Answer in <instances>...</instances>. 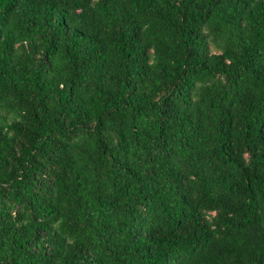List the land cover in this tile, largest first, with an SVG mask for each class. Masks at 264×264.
<instances>
[{
	"label": "trees",
	"instance_id": "obj_1",
	"mask_svg": "<svg viewBox=\"0 0 264 264\" xmlns=\"http://www.w3.org/2000/svg\"><path fill=\"white\" fill-rule=\"evenodd\" d=\"M0 264H264V0H0Z\"/></svg>",
	"mask_w": 264,
	"mask_h": 264
}]
</instances>
